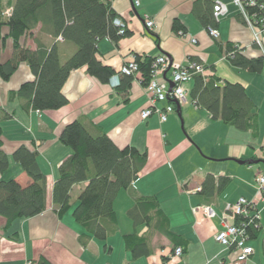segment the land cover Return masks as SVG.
<instances>
[{
	"label": "crops",
	"instance_id": "1",
	"mask_svg": "<svg viewBox=\"0 0 264 264\" xmlns=\"http://www.w3.org/2000/svg\"><path fill=\"white\" fill-rule=\"evenodd\" d=\"M111 1L113 12L127 24L130 35L121 39L118 45L109 38L98 43V58L105 66L118 74L125 63L137 56L157 59L165 55L180 65L198 62L206 68L208 75L216 74L222 85L226 82L243 85L256 106L257 135L252 130L238 131L219 120L214 121L207 110L194 104L190 94L194 81L186 87L188 99L181 105L183 124L176 111L164 123L155 114L143 120L141 114L150 107V98L141 73L133 78L130 89L118 90L110 82L102 84L91 77L86 68L76 70L63 87V93L69 99L66 107L26 113L18 99L10 101L12 92H17L24 83L34 81L29 67L21 64L9 82L0 79V112L12 115L1 124L0 150L8 155L9 167L15 165V180L23 187L28 186L30 180L13 161V154L21 146L37 152L40 168L48 178L50 197L44 214L12 226L8 234H16V240H9L4 235L6 221L0 217V264H35L41 258L50 264H236L238 252L219 245L214 236L222 229L221 218L226 207L242 198L259 203L261 219L260 232L250 240L255 255L247 264H264V203L261 204L262 197L256 184V179L264 175V72L253 74L232 67L221 49L230 43L244 50L245 55H259L253 46L252 28L245 24L232 0H211L228 7V13L221 17L217 27V40L210 37L194 14L195 4L200 0H140L137 8L133 0ZM149 20L155 23L152 31L146 28ZM176 20L185 27V36L173 31ZM35 37L47 45L52 44V38L40 37L39 30L35 31ZM30 42L33 43L30 48L36 50L34 41ZM8 49L6 47V51ZM66 50L69 55L73 53L70 48ZM3 57L4 54L2 61L10 58ZM123 79H120L122 85ZM162 79L172 83V73H163ZM166 105L158 106L163 109ZM78 120L102 130L119 149L134 147L148 154V162L139 179L131 188L119 192L114 203L117 228L110 238L117 239L122 250L125 248L120 259L113 258L116 249L108 245L110 238L105 243L94 238L84 246L80 241L87 233L75 222L72 212L87 184L81 183L71 191L70 206L74 208L69 210L71 215L60 216V209L53 204L59 168L73 154L70 147L60 142V136L69 124ZM251 161L258 163L249 165ZM209 175L218 180L227 177L231 182L224 192L207 202L200 192H194ZM139 197L157 198L171 232L187 241V246H180L183 248L180 259L172 258L176 245L159 233L150 238L151 255L136 261L131 257L125 237L136 229L127 213ZM203 207H212L218 217L208 219ZM137 231L141 236L148 235L146 227H139Z\"/></svg>",
	"mask_w": 264,
	"mask_h": 264
},
{
	"label": "trees",
	"instance_id": "2",
	"mask_svg": "<svg viewBox=\"0 0 264 264\" xmlns=\"http://www.w3.org/2000/svg\"><path fill=\"white\" fill-rule=\"evenodd\" d=\"M256 2L255 8L247 9L248 13L264 16V10H261L264 0ZM214 5L211 0H200L195 4L194 14L207 30L217 29L220 22L214 17ZM8 10H11L9 15ZM116 18L111 2L107 0H0V79L9 82L21 64H26L34 77V81L26 82L17 92H12L10 101L18 99L26 113L64 108L69 99L65 97L63 87L73 72L83 68L91 77L108 84L115 72L99 60L98 43L109 38L118 45L121 39L130 35L129 32L125 35L119 33V28L113 23ZM37 30L40 37H51L52 44L36 39ZM173 31L180 33L186 30L182 22L176 20ZM9 40L13 42L12 54L7 61H2ZM29 40L34 41L36 50L28 46ZM66 48L72 49L73 53L67 54ZM221 49L232 67L253 74L264 72L262 56L245 55L244 50L230 43ZM154 61L152 57H136L143 85L151 79ZM122 77L123 85L120 83L118 90L130 89L134 77ZM193 81L191 100L207 110L214 121L219 120L238 131L252 130L257 135L256 106L243 85L230 82L222 85L216 74L207 80L198 75ZM11 118L12 115L0 112V143L3 137L1 124ZM60 142L70 147L73 154L59 168V178L52 194L53 204L60 209V216L64 215L71 209L73 188L81 183L87 184L72 216L86 230L87 234L80 239L83 246L94 238L105 243L117 228L114 203L119 192L131 188L139 179L148 162V154L134 147L119 149L102 130L88 127L80 120L63 130ZM12 158L30 180L26 187L15 179L3 180L1 175L8 170L10 161L8 155L0 150V217L6 221L4 235L9 240H16V234H8L15 223L46 212L48 178L40 168L37 152L21 146ZM219 178L209 175L202 183L200 193L207 202L230 185V178ZM127 214L136 230L125 237V246L135 261L151 255L150 238L158 233L170 239L176 245L175 250L181 245L187 246V241L171 232L157 198H137L135 206ZM241 220L238 218L237 224ZM139 227L148 228V235H139ZM246 230L251 240L260 232L254 222L247 225ZM35 264L50 263L41 258Z\"/></svg>",
	"mask_w": 264,
	"mask_h": 264
},
{
	"label": "built area",
	"instance_id": "3",
	"mask_svg": "<svg viewBox=\"0 0 264 264\" xmlns=\"http://www.w3.org/2000/svg\"><path fill=\"white\" fill-rule=\"evenodd\" d=\"M111 1V0H110ZM112 2V1H111ZM232 3L239 8L240 15L243 18L245 24L253 30V46L258 51L259 55L264 59V16L260 14L250 15L247 9L255 8L257 5L256 0H232ZM134 7L137 8L140 5V0H133ZM214 17L220 21L221 17L228 13V7L224 3L217 2L214 5ZM261 10H264L262 6ZM114 25L119 28V33L125 35L127 32V24L120 18L114 20ZM155 27L154 21H148L146 28L151 30ZM208 33L214 40L219 38V31L215 28H209ZM180 36H185V33L181 31ZM62 41V38L58 39ZM193 43H197V40L192 39ZM151 79L145 85L146 93L149 96V108L142 111L141 117L143 120L150 119L154 114L160 117L162 123L169 119V115H172L177 110L175 103L179 105L184 104L188 95L186 87L191 84L195 76L200 75L204 79H208L210 75L207 74L206 68L197 63L191 62L189 64H177L171 62L165 55L155 59L152 63ZM172 73L171 82L174 84L172 90H170V84L162 79V75L165 72ZM139 73V65L136 63V58L132 59L120 69L118 74H114L110 79L112 87L119 88L120 79L122 76L136 77ZM167 103L166 107L160 109L158 105ZM257 187L259 188L260 195L262 197L261 204L264 203V175L259 176L256 179ZM199 188L194 193L201 192ZM193 193V191L191 192ZM256 201H248L242 198L235 204H231L226 207V213L222 216V229L217 231L214 240L219 245L224 246L227 249L235 250L238 252L236 264H247L248 261L255 255L254 249L250 246V237L247 233V225L256 224V229H260V210ZM202 211L208 219L218 217L217 212L212 207H203ZM241 218L240 224H237V219ZM264 240V239H263ZM173 259H180L183 256V248H177L174 251Z\"/></svg>",
	"mask_w": 264,
	"mask_h": 264
},
{
	"label": "rangeland",
	"instance_id": "4",
	"mask_svg": "<svg viewBox=\"0 0 264 264\" xmlns=\"http://www.w3.org/2000/svg\"><path fill=\"white\" fill-rule=\"evenodd\" d=\"M11 10H8L7 11V14L9 15ZM24 40V39H23ZM33 43L32 42H30V40L28 41V46L29 45H32ZM7 47L9 48L8 49V51H4L3 52V54H4V57H3V59H5V58H9V57H11V53H12V50H13V42H12V40H9L8 41V45H7ZM30 47V46H29ZM6 56H8V57H6ZM186 128V127H185ZM187 133V132H186ZM6 136H7V133H6ZM2 143V142H1ZM0 143V144H1ZM200 152V154L201 155H203V153H202V151L200 150L199 151ZM19 169V168H18ZM17 169V170H18ZM20 170V169H19ZM2 178H3V180H5V181H10V180H12V179H15V177H17V172H16V170H15V165L14 164H12L11 165V167H9L8 168V170L7 171H5V173L1 176ZM50 194H48V196H49ZM73 195H75V194H73ZM50 197V196H49ZM77 202V201H76ZM71 209L73 210L74 208L73 207H71ZM65 215H67V216H69V215H71V212H70V214H69V211L67 212V213H65ZM120 221H121V223H122V218L120 217ZM0 234H1V232H0ZM111 239V240H110ZM109 239V241L110 242H108V245L109 246H112V247H114L116 250H115V254H114V256H113V258H119L120 259V256L121 255H123L124 254V251H125V248H123V250H122V247L120 248V246H119V242L117 241V239H115V238H110ZM11 243H15V242H11ZM4 244L5 245H8V243L4 240ZM17 246V245H16ZM15 246V247H16ZM122 251V252H121ZM22 253V252H21Z\"/></svg>",
	"mask_w": 264,
	"mask_h": 264
},
{
	"label": "water",
	"instance_id": "5",
	"mask_svg": "<svg viewBox=\"0 0 264 264\" xmlns=\"http://www.w3.org/2000/svg\"><path fill=\"white\" fill-rule=\"evenodd\" d=\"M173 87H174V84L170 83V90H172ZM175 105H177L176 113H177V115L179 116V118L181 119L182 124H183L182 116H181V114H180V113H181V105H179L178 103H175ZM237 163H238V164H246V162H243V161H240V162L237 161ZM257 163H258V162H256V161H251V162L249 163V165H251V164H257Z\"/></svg>",
	"mask_w": 264,
	"mask_h": 264
}]
</instances>
